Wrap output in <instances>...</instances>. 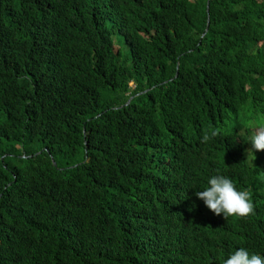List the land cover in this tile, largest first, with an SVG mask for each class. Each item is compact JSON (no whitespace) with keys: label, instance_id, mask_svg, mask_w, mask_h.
Instances as JSON below:
<instances>
[{"label":"trees","instance_id":"trees-1","mask_svg":"<svg viewBox=\"0 0 264 264\" xmlns=\"http://www.w3.org/2000/svg\"><path fill=\"white\" fill-rule=\"evenodd\" d=\"M261 123L264 0H0V264L264 256ZM218 173L253 215L195 195Z\"/></svg>","mask_w":264,"mask_h":264},{"label":"clouds","instance_id":"clouds-1","mask_svg":"<svg viewBox=\"0 0 264 264\" xmlns=\"http://www.w3.org/2000/svg\"><path fill=\"white\" fill-rule=\"evenodd\" d=\"M219 135V129L206 131L202 136V143ZM252 148L247 150V156H255L256 151H264V123L255 125L249 137ZM195 195L203 200L206 207L215 215L246 218L254 214L255 205L253 195L248 189H238L234 181L223 175L216 174L209 177L207 187L196 191ZM221 264H264V256L250 252L245 247H240L231 252L227 258L221 259Z\"/></svg>","mask_w":264,"mask_h":264},{"label":"rangeland","instance_id":"rangeland-1","mask_svg":"<svg viewBox=\"0 0 264 264\" xmlns=\"http://www.w3.org/2000/svg\"><path fill=\"white\" fill-rule=\"evenodd\" d=\"M114 40L116 41V44H117L118 48L120 49L122 56H124L126 53L125 45L123 43H121L120 39H118V36H114Z\"/></svg>","mask_w":264,"mask_h":264},{"label":"water","instance_id":"water-1","mask_svg":"<svg viewBox=\"0 0 264 264\" xmlns=\"http://www.w3.org/2000/svg\"><path fill=\"white\" fill-rule=\"evenodd\" d=\"M176 74V73H175ZM130 99V98H129ZM129 101V100H128Z\"/></svg>","mask_w":264,"mask_h":264}]
</instances>
